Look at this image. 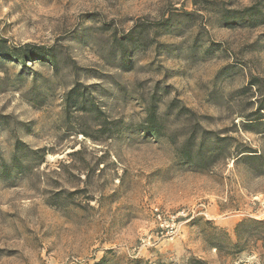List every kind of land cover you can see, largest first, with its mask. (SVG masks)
Listing matches in <instances>:
<instances>
[{"label": "rangeland", "instance_id": "1", "mask_svg": "<svg viewBox=\"0 0 264 264\" xmlns=\"http://www.w3.org/2000/svg\"><path fill=\"white\" fill-rule=\"evenodd\" d=\"M262 106L264 0H0V264H264Z\"/></svg>", "mask_w": 264, "mask_h": 264}, {"label": "trees", "instance_id": "2", "mask_svg": "<svg viewBox=\"0 0 264 264\" xmlns=\"http://www.w3.org/2000/svg\"><path fill=\"white\" fill-rule=\"evenodd\" d=\"M250 9H253V6H250L248 8H246V10H250ZM34 48L35 46L33 45H29V44H25L22 51H21V54L20 55H28V54H34V53H37L36 51H34ZM52 61H54V58L52 59ZM260 109H264V107H260ZM146 122L148 124V128L150 127L152 130H155V131H160L161 130V124L159 122V120L157 119L156 117V114H155V111L154 109L151 107L149 108L148 110V115H147V118H146ZM187 156H189V154L187 152H185ZM256 156L255 158H257V160H261L260 161V165H264V157L262 155H254ZM190 264H205L202 260H193L192 262H190Z\"/></svg>", "mask_w": 264, "mask_h": 264}]
</instances>
